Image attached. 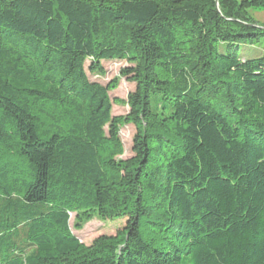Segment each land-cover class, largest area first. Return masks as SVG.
I'll use <instances>...</instances> for the list:
<instances>
[{"label": "trees", "instance_id": "trees-1", "mask_svg": "<svg viewBox=\"0 0 264 264\" xmlns=\"http://www.w3.org/2000/svg\"><path fill=\"white\" fill-rule=\"evenodd\" d=\"M257 10L264 0H0V264H264ZM104 62L127 66L103 86L87 73L104 77ZM121 78L135 90L113 117ZM71 215L75 230L125 224L85 246Z\"/></svg>", "mask_w": 264, "mask_h": 264}, {"label": "rangeland", "instance_id": "rangeland-1", "mask_svg": "<svg viewBox=\"0 0 264 264\" xmlns=\"http://www.w3.org/2000/svg\"><path fill=\"white\" fill-rule=\"evenodd\" d=\"M252 19L257 24H264V10H257L251 12ZM255 55H259V50L255 51ZM127 64L125 62H114L102 64L105 71L104 77H98L96 75H90L87 73V77L91 82H96L101 85H106L113 79L119 77L120 70L125 68ZM135 85L126 81L125 78L118 80V86L115 91L109 93L110 100L112 102L111 115L113 117H123L128 114V108L124 104L117 105L114 101L125 102L128 94L134 92ZM136 131L133 126H125L120 129L119 137L123 144L124 154L121 157L122 160L131 158L132 141ZM125 222L124 219H118L115 221H98L93 220L85 225L80 230L74 228V215H71L69 221V227L71 233L85 246H90L94 240L101 236H115L116 233L122 229Z\"/></svg>", "mask_w": 264, "mask_h": 264}, {"label": "water", "instance_id": "water-1", "mask_svg": "<svg viewBox=\"0 0 264 264\" xmlns=\"http://www.w3.org/2000/svg\"><path fill=\"white\" fill-rule=\"evenodd\" d=\"M215 3H217V0H215Z\"/></svg>", "mask_w": 264, "mask_h": 264}]
</instances>
